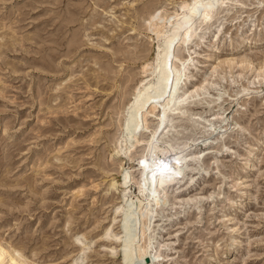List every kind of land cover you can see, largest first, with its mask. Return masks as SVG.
Returning a JSON list of instances; mask_svg holds the SVG:
<instances>
[{
  "label": "rangeland",
  "instance_id": "obj_1",
  "mask_svg": "<svg viewBox=\"0 0 264 264\" xmlns=\"http://www.w3.org/2000/svg\"><path fill=\"white\" fill-rule=\"evenodd\" d=\"M179 1L0 0V264H264V0L209 3L177 25L162 68L185 96L163 120L169 94L145 96L115 155L157 49L147 18ZM150 139L187 149L146 220Z\"/></svg>",
  "mask_w": 264,
  "mask_h": 264
},
{
  "label": "bare ground",
  "instance_id": "obj_2",
  "mask_svg": "<svg viewBox=\"0 0 264 264\" xmlns=\"http://www.w3.org/2000/svg\"><path fill=\"white\" fill-rule=\"evenodd\" d=\"M213 2L215 5L223 4L222 0H182L178 2L175 12L170 15L164 16L157 12H151L149 14L147 22L145 23V31L154 35L153 39L156 40L157 49L153 59L142 64L141 73L144 76L136 83L132 98L125 106L126 119L121 125V137L116 143L115 155H118V153L124 151L127 147H131L132 142L135 140L137 127H131L135 119L138 118V108L141 100L145 96L153 97L161 90V92L164 90L169 94L167 103L162 110V120L165 110L169 111L178 99L181 100L185 96V94L180 97L177 96L178 84L181 76L179 77L178 75L177 77L172 75L167 69L162 68V64L167 60L166 53L170 49V39L177 25L182 21L190 23L196 16H202L203 18L204 9L208 8L209 3ZM203 20H205V18ZM188 40V35L181 36V42L183 44H186ZM178 73L177 71V74ZM154 140L150 139L144 141L146 144V151L139 172L141 182L138 184V193L141 198L138 200L140 206L137 212L146 220L150 218L153 207L158 205L159 200L156 198L158 193L157 188L172 184L175 185V181L184 175V168L182 165V163H184L182 162L184 157L182 153L187 149V146L179 151H174L161 145H157L158 147H156L153 143ZM111 187H115V184L112 183ZM134 211L129 201H127V197L123 195L121 204L117 207L115 213L124 212L125 219L130 223L133 220ZM130 229L126 231L123 239L122 250L124 251L133 244V238L136 235ZM232 241V244H234L235 240ZM5 259L6 251L0 246V263ZM9 263L20 264V261L10 258ZM127 263H130V260L127 261Z\"/></svg>",
  "mask_w": 264,
  "mask_h": 264
}]
</instances>
